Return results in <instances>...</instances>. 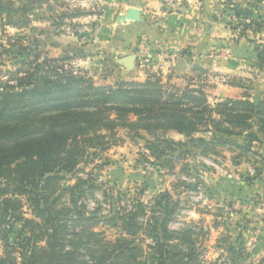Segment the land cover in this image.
I'll return each mask as SVG.
<instances>
[{
    "label": "rangeland",
    "instance_id": "rangeland-1",
    "mask_svg": "<svg viewBox=\"0 0 264 264\" xmlns=\"http://www.w3.org/2000/svg\"><path fill=\"white\" fill-rule=\"evenodd\" d=\"M157 1L160 7L154 8L155 15L141 3L124 2L120 9L118 0H0V93L24 89L19 86L24 81H40L41 74L51 67V79H57V73H71L86 80L81 87L91 84L115 89L121 82L143 83L150 78L166 92H174L170 85L201 89L211 104L227 98L264 99V60L260 61L255 51H264V0ZM133 9L138 10V16L130 17ZM174 13L181 17L168 15ZM96 42L103 43L99 54L94 46L82 48ZM214 95L220 99L214 100ZM108 112L111 118L118 115L114 109ZM133 114L129 117L136 121ZM213 127L209 121L199 127L201 132L187 137L161 126L134 130L128 125L89 124L77 143L69 140L63 154L70 156L69 166H57L41 181L38 177L39 182H27L21 179L22 173L16 177L3 167L0 264H24V259L33 255L43 264H57L53 263L54 251L69 260L77 254L86 264H95L91 262L94 251L110 253V261L104 264H160L153 247L162 233L154 235L150 230L152 221L164 217L155 200L161 192H167L175 203L168 217L172 235L166 261L182 257L186 264H264L260 255L241 243L251 241L256 230L264 229V196L239 203L256 210L257 217L242 220L239 230L231 229L229 217H237L233 215L237 204L219 201L209 182L210 177L225 174L222 167L233 170L227 160L239 164L238 155L251 163L264 162L254 148L259 141L249 148L224 144L209 151L192 141L205 139L209 132L204 130ZM137 131L141 135H136ZM164 139L180 145L158 146L157 141ZM23 160H11L10 167ZM263 167L250 171L251 180L257 179ZM252 171L257 175L254 178ZM48 177L54 181L47 183L44 179ZM138 204L143 211L134 226L126 227L122 219L137 212ZM199 209L204 214L199 215ZM236 237L240 241H235ZM97 240L101 243L96 244ZM132 241L139 244L134 252L138 258L126 256L117 263L114 245ZM227 242L244 248L240 256L228 251ZM104 243L112 246L101 249ZM216 244L222 248L216 249Z\"/></svg>",
    "mask_w": 264,
    "mask_h": 264
},
{
    "label": "trees",
    "instance_id": "trees-1",
    "mask_svg": "<svg viewBox=\"0 0 264 264\" xmlns=\"http://www.w3.org/2000/svg\"><path fill=\"white\" fill-rule=\"evenodd\" d=\"M255 51L258 52L259 60L263 61L264 51H259L257 48ZM52 72L51 67H48L41 74L40 81L34 83L24 81L19 84L25 87L24 89L0 93V171L6 167L10 175L15 172L17 177L22 173L21 179L30 183L37 182L38 177L41 181L46 173L59 165L69 166L70 156L63 157V154L68 151L69 140L72 139L77 143V137L84 134L87 130L85 127L89 124L106 127L128 125L134 130H150L155 126H161L191 137L201 132L200 126L207 125L211 121L214 124V129L212 128L214 131L204 130V132H211L213 135L211 140L192 139L206 151L224 144H238L240 148H245L244 146L249 148L254 141H260V136L264 138V99L254 102L250 98H227L225 101L211 104L206 93L201 89L170 85L174 92H166L161 89L159 83L153 82L150 78L143 83L121 82L115 89L94 87L91 84L81 87V83L86 82L83 77H77L71 73H57L58 78L51 79ZM31 77L36 76L31 75ZM166 93H168L167 96ZM129 105L132 107L129 108ZM113 109L118 113L115 118H111L108 112ZM130 112L135 113L133 116L137 118L136 121L129 117ZM214 114L218 117H213ZM253 128L256 131H252ZM136 135L141 134L137 131ZM230 137L241 138V143ZM162 144L169 148L180 145L169 139L157 141L158 146ZM22 158L24 160L18 161L14 168L10 167L11 160H22ZM53 178L48 177L44 180L51 183L54 181ZM168 198L167 192H161L155 198L156 204L162 209V216L164 212V217L151 222L150 233L154 235L158 232L162 233V235L158 234L160 238L153 249L155 248L159 254L160 264H186L182 257L166 261L168 256L166 251L172 235L167 228L168 217L172 215L175 206V203H171ZM170 204L173 207H170ZM7 205L6 212L10 210L9 204ZM138 207V211L131 213L128 219H122L123 225L132 227L136 224L137 215L144 209L140 208L139 204ZM39 211L44 213L41 207ZM90 235L94 238L98 236L97 233H90ZM56 241L57 236L53 243ZM98 243L101 241L97 240L96 244ZM115 245H117L116 249ZM115 245L113 251H118L114 256L118 259L117 263L126 256L128 258L131 256L132 259L138 258L139 255L134 252L139 249V244L132 241L127 242L126 245L125 242L123 244L118 242ZM191 245L192 250H196L193 242ZM108 246L112 244H100L101 249L104 250L109 249ZM52 248L54 250V247ZM227 249L233 255L239 254V256L242 251L241 247L237 249L234 246H229ZM93 254L92 263L104 264L110 261L107 260L110 253L104 255L103 252L94 251ZM56 255L59 256V252L54 251L53 263H87L85 259H78L77 254L72 260L62 259ZM133 263L137 264L136 261ZM24 264L43 263L37 260L36 255H33L24 259ZM143 264L150 263L147 261Z\"/></svg>",
    "mask_w": 264,
    "mask_h": 264
},
{
    "label": "crops",
    "instance_id": "crops-1",
    "mask_svg": "<svg viewBox=\"0 0 264 264\" xmlns=\"http://www.w3.org/2000/svg\"><path fill=\"white\" fill-rule=\"evenodd\" d=\"M118 1L122 2V5L119 4L120 9H123L124 2H126L127 4H130V5H138V6H140V3H141V6L144 5L146 8L150 9V11L154 12L155 15H156V12H155L154 8L160 7V3L157 0H123V1L118 0ZM143 12L144 11H142L141 14ZM168 15L171 17H174V15H176L175 17H177V18L181 17V14H178V13L168 14ZM144 16L141 15L142 18H144ZM141 27H143V26H141ZM166 33L170 34L169 31H166ZM177 35H178V33H177ZM188 36L193 38V35L191 34V32H189ZM88 46L89 47L94 46L97 54L102 52V49H103L102 48L103 47L102 42H96L95 44L91 43V45H87V46H84L82 48H87ZM170 46L173 47L174 43H171ZM84 52H86L84 55H86V56L89 55V52H87V51H84ZM213 99L219 100L220 98L217 95H214ZM203 137H205V139L207 141H209L212 139L213 135L210 133H207V135L203 136ZM234 139L242 140L241 138H234ZM257 143H258V145H256L254 148H255L256 152H259V154L261 156H263V160H264V138L260 136V141ZM202 149H203V147H202ZM226 152H229L232 155L236 154L235 152H233L229 149H226ZM252 152H255V151H252ZM224 155H226V153L221 154V156H223V157H224ZM228 157H229V155H228ZM236 158H238L240 160V161H238L239 164L238 163L234 164L233 162L226 159L227 162H230L231 165L233 166V168H234L233 170L231 168L227 169V168L222 167L224 169L223 171H225V174H223V175L219 174L218 176L214 175L213 178L210 177L209 182L212 183L211 184L212 186H214L213 188L215 189L216 196H217V199L219 201H221L225 204L233 205L232 202L234 204H237L234 206H237L238 210L234 211L235 214H233L234 216L236 215L237 217L236 218L229 217V218L232 219L231 224L233 225V226H230V228L232 229L235 227L239 230V228H240L239 226L241 225L240 223H242V220L246 221V219H247V221H248L252 217H257L256 210L250 211L249 207L247 208V206H244V205L241 206L238 204L239 203H241V204L246 203L247 199H250L256 195L264 196V167L262 169H259L260 174L258 175L257 179L251 180V178L249 177L250 171L254 167L256 168L258 165L264 166V162H262V161L256 162L255 161V162H253L254 163L253 164V163H251V160H249L248 158L247 159L243 158V156H241V155H238ZM236 158H234V159H236ZM225 163L226 162H224V164ZM226 165L229 166V164H227V163L225 164V166ZM202 210L203 209H201V210L199 209V211H196V212L199 213V215L204 214V213H201ZM206 211L211 213V210H206ZM247 211H249L250 214H248ZM210 215L213 216L212 213ZM203 219H204V217H203ZM208 222H209V224H211L213 222H214L213 224H216L215 223L216 221H208ZM208 229H209L208 230L209 233L211 234V231L213 229L212 225L209 226ZM261 230L262 231H260V229H258L253 233V235H252L253 237H252L251 241H249V239L248 240L244 239L241 243H242L243 247L245 246L247 249L252 250L254 255H260L261 262H264V229H261ZM239 236H241V234H239L238 237ZM238 237H236L234 240L240 241V239H238ZM232 241H233V239H232ZM236 243L232 244V243L227 242V244H229L228 247L234 246L235 248L239 249V246ZM217 245L218 244L215 245L216 249L222 248L221 245H218V246ZM243 247H241L242 250H244Z\"/></svg>",
    "mask_w": 264,
    "mask_h": 264
},
{
    "label": "water",
    "instance_id": "water-1",
    "mask_svg": "<svg viewBox=\"0 0 264 264\" xmlns=\"http://www.w3.org/2000/svg\"><path fill=\"white\" fill-rule=\"evenodd\" d=\"M131 13L132 14H130V17L132 16V15H139V12H138V10L137 9H133L132 11H131Z\"/></svg>",
    "mask_w": 264,
    "mask_h": 264
},
{
    "label": "built area",
    "instance_id": "built-area-1",
    "mask_svg": "<svg viewBox=\"0 0 264 264\" xmlns=\"http://www.w3.org/2000/svg\"><path fill=\"white\" fill-rule=\"evenodd\" d=\"M256 176H257V175L255 174V172L252 171V175H251V177L254 178V177H256Z\"/></svg>",
    "mask_w": 264,
    "mask_h": 264
}]
</instances>
